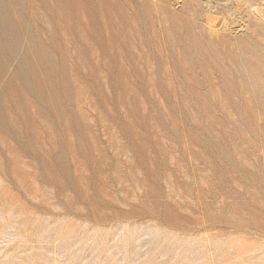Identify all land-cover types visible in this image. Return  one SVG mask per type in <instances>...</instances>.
<instances>
[{
  "label": "rangeland",
  "instance_id": "374dc122",
  "mask_svg": "<svg viewBox=\"0 0 264 264\" xmlns=\"http://www.w3.org/2000/svg\"><path fill=\"white\" fill-rule=\"evenodd\" d=\"M0 264H264V0H0Z\"/></svg>",
  "mask_w": 264,
  "mask_h": 264
}]
</instances>
